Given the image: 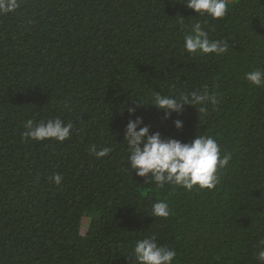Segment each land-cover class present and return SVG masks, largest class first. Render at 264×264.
<instances>
[{"label":"trees","instance_id":"1","mask_svg":"<svg viewBox=\"0 0 264 264\" xmlns=\"http://www.w3.org/2000/svg\"><path fill=\"white\" fill-rule=\"evenodd\" d=\"M185 2L19 0L0 15V264H131L146 236L175 250L173 264H259L264 86L245 73L264 69V0H228L215 20ZM194 22L227 51L188 54ZM205 88L217 103L203 113L185 105L165 119L142 105ZM136 116L164 138L213 136L231 154L219 183L161 189L132 173L123 141ZM57 117L73 124L65 141L22 136L27 120ZM93 145L111 151L97 158ZM158 201L167 218L151 216Z\"/></svg>","mask_w":264,"mask_h":264},{"label":"clouds","instance_id":"2","mask_svg":"<svg viewBox=\"0 0 264 264\" xmlns=\"http://www.w3.org/2000/svg\"><path fill=\"white\" fill-rule=\"evenodd\" d=\"M185 5L199 15H206L211 19H222L227 14L228 0H186ZM19 7V0H0V15L14 12ZM184 50L188 54H224L228 43L222 40L209 38L199 22H194L191 29L183 36ZM245 79L252 85L264 86V69H256L245 73ZM215 105L217 99L210 94L207 88L201 93L193 92L190 95L181 94L179 97L161 95L155 92L147 104L164 111L165 119L175 112L182 113L185 105H199V112L207 111V105ZM135 114V108H129ZM174 126L183 127V121L176 119ZM24 138L32 141L55 140L63 142L71 135L73 124L65 123L59 117L47 121L34 122L29 119L24 124ZM124 143L128 146L129 166L137 176L145 177L146 181L155 183L159 188L166 185L180 186L189 191L195 188L212 189L219 183V169L228 166L231 154H221V146L211 136L197 133L189 142H182L176 138H164L159 131L150 132V127L144 124L143 117L136 116L129 119L125 126ZM111 151L104 147L97 150L90 149L97 158L105 157ZM56 184L62 182V175L57 173L50 178ZM170 209L165 201L155 202L152 206L151 216L167 218ZM255 253L259 264H264V240ZM135 264H173L176 252L159 244L155 236H146L135 241L132 252ZM132 261V262H133ZM131 262V264H132Z\"/></svg>","mask_w":264,"mask_h":264}]
</instances>
